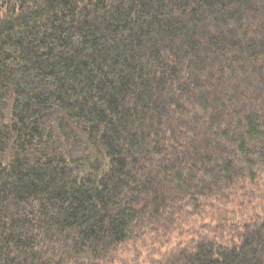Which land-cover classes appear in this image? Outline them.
<instances>
[{
  "label": "trees",
  "instance_id": "16d2710c",
  "mask_svg": "<svg viewBox=\"0 0 264 264\" xmlns=\"http://www.w3.org/2000/svg\"><path fill=\"white\" fill-rule=\"evenodd\" d=\"M0 264H264V0H0Z\"/></svg>",
  "mask_w": 264,
  "mask_h": 264
},
{
  "label": "rangeland",
  "instance_id": "374dc122",
  "mask_svg": "<svg viewBox=\"0 0 264 264\" xmlns=\"http://www.w3.org/2000/svg\"><path fill=\"white\" fill-rule=\"evenodd\" d=\"M145 245L146 243L142 242L141 240H136L134 242L127 243L126 245H123L120 249H118L116 256L119 260L129 259V261L132 262L134 256H137L138 253H140L142 257L138 259L139 261H143V259L145 258V253L143 252Z\"/></svg>",
  "mask_w": 264,
  "mask_h": 264
}]
</instances>
